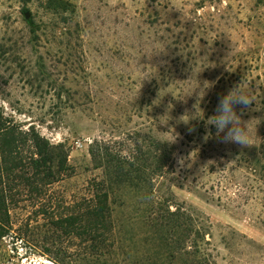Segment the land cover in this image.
Masks as SVG:
<instances>
[{
	"label": "rangeland",
	"instance_id": "rangeland-1",
	"mask_svg": "<svg viewBox=\"0 0 264 264\" xmlns=\"http://www.w3.org/2000/svg\"><path fill=\"white\" fill-rule=\"evenodd\" d=\"M238 86L254 98L234 105L250 146L208 124ZM0 111L65 146L49 215L68 216L104 178L96 142L135 163L146 183L114 189L109 264L191 263L151 237L150 192L191 214L210 264H264V0H0ZM156 142L171 157L151 189ZM16 200L0 264L79 263L77 240L37 213L36 197Z\"/></svg>",
	"mask_w": 264,
	"mask_h": 264
},
{
	"label": "trees",
	"instance_id": "trees-1",
	"mask_svg": "<svg viewBox=\"0 0 264 264\" xmlns=\"http://www.w3.org/2000/svg\"><path fill=\"white\" fill-rule=\"evenodd\" d=\"M160 148L161 143L156 142L152 177L148 179L151 189L155 186V177L163 178L167 174L166 165L171 157L169 148L166 152ZM89 151L94 160H98L97 167L104 170V178L89 183L87 192L74 198L68 216L49 215L51 202L48 201L46 190L53 183L63 180L69 171L65 146L61 143L51 144L32 126L23 130L4 118L0 111V238L7 233L9 207L17 201L20 191L26 189L38 201L37 213H47L48 222L58 228L62 235L69 234L77 240L84 254L82 257V253L77 255L79 263L76 261V264H109L107 260L104 261V254L109 255L116 244L111 209L114 189H120L121 186L136 187L146 182L143 178L133 176L132 173L138 172L134 162H126L122 157L108 153L104 144L96 142ZM127 164L132 166L129 170L125 169ZM150 194L148 199H151L153 208V213L148 214V218H151L149 227L153 230L151 237L163 242L167 249L169 246L171 257L177 258L174 253L177 251L179 255L193 257L189 264H210L209 254L205 250L208 244L206 235L195 226L191 214L180 205H171V201H165V205L154 202V193ZM53 261L59 264V259Z\"/></svg>",
	"mask_w": 264,
	"mask_h": 264
},
{
	"label": "clouds",
	"instance_id": "clouds-1",
	"mask_svg": "<svg viewBox=\"0 0 264 264\" xmlns=\"http://www.w3.org/2000/svg\"><path fill=\"white\" fill-rule=\"evenodd\" d=\"M254 98L240 86L229 90L220 97L215 114L208 120L209 125L215 126L217 133H223L222 142L250 146L248 122H243L237 114L234 105L247 107Z\"/></svg>",
	"mask_w": 264,
	"mask_h": 264
}]
</instances>
